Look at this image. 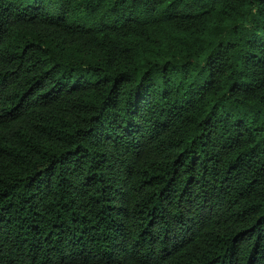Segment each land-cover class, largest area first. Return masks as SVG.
<instances>
[{
  "label": "trees",
  "instance_id": "16d2710c",
  "mask_svg": "<svg viewBox=\"0 0 264 264\" xmlns=\"http://www.w3.org/2000/svg\"><path fill=\"white\" fill-rule=\"evenodd\" d=\"M0 264H264V0H0Z\"/></svg>",
  "mask_w": 264,
  "mask_h": 264
}]
</instances>
